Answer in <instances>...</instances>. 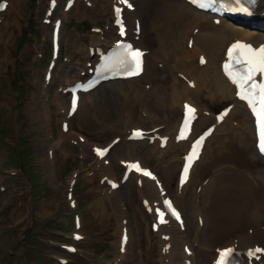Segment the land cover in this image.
<instances>
[{
    "label": "bare ground",
    "instance_id": "obj_1",
    "mask_svg": "<svg viewBox=\"0 0 264 264\" xmlns=\"http://www.w3.org/2000/svg\"><path fill=\"white\" fill-rule=\"evenodd\" d=\"M14 1L9 0L5 11ZM89 1L90 8L83 5L82 12L100 15V18L104 15L113 16L114 0ZM258 2L257 9L260 7L264 10V0ZM78 7H81V1L75 0L70 11L76 10L77 15L84 16L77 10ZM145 9H141L143 20L153 31L155 41H145L141 46L147 50L142 74L132 79L108 81L82 94L75 112L79 113L85 108L88 122L103 129L104 136L108 133L120 137L113 147V153L119 149L115 155L117 162L141 157L142 165H153L163 188L172 194L175 203L183 211L185 230L181 231L179 225L171 220L160 226L154 233L158 237L154 248L148 239H141L134 253V264H211L216 248L235 245L236 251L243 252L258 242L264 247V161L255 148L253 119L244 105L235 99L234 88L220 68L225 45L235 39L249 38L254 32L225 17L199 11L185 0H154ZM61 15L65 18L69 13L62 10ZM125 16L129 32H132L136 12L125 10ZM216 17L218 23L214 20ZM112 28L109 26L107 31L101 29L99 34H89L88 38L92 40L85 44V50L81 52L85 62L96 60L91 48L94 50L95 47L112 45L116 39V30L113 28L112 33ZM61 29L62 26L60 33ZM259 37L260 40L253 39L255 43L264 41V35L256 38ZM131 38L134 45L141 44L134 40L133 35ZM200 56L206 57L204 64L199 62ZM84 69L85 65L80 67L77 76H64L67 84L79 79ZM190 83H193V87ZM66 96L57 94L58 100L63 102ZM60 100L58 106L63 108ZM185 102L197 107V119L191 136L209 124L214 125V130L205 141L202 153L191 169L189 180L179 188L177 177L174 182V175L181 159L180 154L187 148L189 139L176 142L174 135ZM225 102L232 104V108L218 123L212 114ZM157 126L159 128L149 135L167 136L165 147H160L159 140L155 138L141 141L127 139L133 128L148 130ZM59 136L58 145L64 144L66 139H75L84 153L88 149L91 152L97 146L87 137L74 133L70 127L67 131H60ZM92 157L93 176L98 179L97 188L101 190L99 180L103 176L113 178L116 175L113 171L115 168L112 162H107V155L102 159L94 155ZM172 159H176V163L168 169H162ZM94 177L89 178V181ZM141 180V185H138L137 176L132 174L124 186L129 187V183L134 182L133 195L136 199H147L149 204L159 205L162 197L160 190L153 181ZM120 188L113 190L107 187L106 194L95 202V209L100 207L101 212L106 213L109 207L104 204H109L114 212L116 220L109 225L112 226L109 236L114 238V242L110 243L112 247L116 244L118 249L122 232L128 231L123 253L117 254L118 262L111 264L127 263L133 240L128 221L123 223L127 211L123 208V192L120 193ZM138 212V228L147 230V221L154 216L152 213L146 215L140 210ZM136 219L134 216L133 221L136 222ZM192 225L194 228L191 232ZM147 232L150 234V230ZM166 234L168 238H165ZM184 245H188L189 253L184 251ZM154 251H157L155 256L152 255ZM255 264H264V255Z\"/></svg>",
    "mask_w": 264,
    "mask_h": 264
},
{
    "label": "rangeland",
    "instance_id": "obj_2",
    "mask_svg": "<svg viewBox=\"0 0 264 264\" xmlns=\"http://www.w3.org/2000/svg\"><path fill=\"white\" fill-rule=\"evenodd\" d=\"M134 2L136 18L141 25L144 24L138 35L142 45L137 44L143 46L145 41L154 42L155 37L150 26L145 25L141 9L154 0ZM62 3L60 0L54 12V17L62 19L61 53L49 84L43 79L50 54L51 23L42 21L47 0H16L7 11L0 12V264H59L57 259L60 257L67 259L65 264L118 262L117 245H110L114 238L109 236L112 232L109 225L116 220L112 207L104 204L109 207L106 213L101 212L100 207L95 209V202L106 194L107 187L101 182V190L97 188L90 149L82 152L73 142L75 139L57 144L60 122L65 119L57 98L61 87L67 84L64 76L77 75L78 69L85 64L81 52L92 40L88 38L89 34H99L91 28L107 31L111 17L104 15L100 18V15L82 12L84 4H81L77 10L84 16L72 10L64 18L61 16ZM85 7L90 8V5ZM239 25L255 30L251 38L256 40H260L257 36L264 35V30L251 27L247 22ZM67 101L68 98L65 102L60 100L64 108ZM86 112L83 108L70 118L69 126L74 133L84 134L90 142L100 144L114 137L108 133L104 136L103 129L91 125ZM23 152L26 160L20 157ZM118 153L119 149L114 153L111 149L108 160L119 177L122 169L115 159ZM174 163L175 159H172L162 169H168ZM91 177L94 178L89 181ZM72 178L75 179L70 187L74 206H70L66 198ZM133 185L129 183V187L123 185L120 188L133 237L126 264H134V253L141 239H148L153 248L158 239L147 234L145 228H138V211L142 207L141 202L135 200ZM75 213H79V231L84 235V239L77 243L70 238ZM193 228L194 225L191 232ZM61 244H74L77 251L69 254L59 248ZM156 252L152 255L155 256Z\"/></svg>",
    "mask_w": 264,
    "mask_h": 264
},
{
    "label": "snow or ice",
    "instance_id": "obj_3",
    "mask_svg": "<svg viewBox=\"0 0 264 264\" xmlns=\"http://www.w3.org/2000/svg\"><path fill=\"white\" fill-rule=\"evenodd\" d=\"M119 3L125 4L128 7H131L127 3V0H119ZM203 6V5H201ZM240 11L247 13L248 8H241ZM117 15V23H122L119 19L121 9H115ZM123 34V32H122ZM143 54L139 51L131 52V56L135 61V72L132 74H138L141 68V56ZM229 62L224 65V68L231 78L232 82L238 86L239 95L242 100L247 101L251 107L257 123V132H258V147L261 153H264V82H257L256 75L264 74V48L259 50H254L250 45L243 43L233 44L228 51ZM203 62V60H202ZM234 65H240L241 67L233 70ZM189 119L185 121V130L188 128L190 118L195 113V109L188 107L187 108ZM136 136H140L141 133H135ZM181 138H184L183 131ZM199 143L193 147V152L187 157V166L184 169V179H187L189 168L193 160L198 155ZM97 154L103 156L104 151L97 149ZM135 168L137 171L140 170L138 164H133L130 166ZM144 175H150L147 171L143 173ZM115 186V185H113ZM165 206L170 210L171 214L179 219V213L173 208L170 201H165ZM160 217V222L164 223V214L158 213ZM234 250L229 248L220 252V258L218 264H231V258L233 256ZM256 252H264L262 249H256L255 252L250 251L248 255L254 256Z\"/></svg>",
    "mask_w": 264,
    "mask_h": 264
}]
</instances>
